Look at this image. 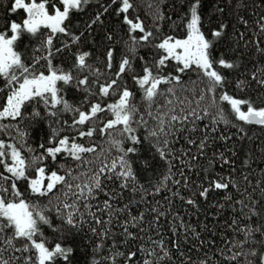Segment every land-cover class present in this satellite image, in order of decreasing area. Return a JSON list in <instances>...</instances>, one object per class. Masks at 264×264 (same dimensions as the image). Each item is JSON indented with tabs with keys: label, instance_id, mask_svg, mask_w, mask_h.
<instances>
[{
	"label": "trees",
	"instance_id": "trees-1",
	"mask_svg": "<svg viewBox=\"0 0 264 264\" xmlns=\"http://www.w3.org/2000/svg\"><path fill=\"white\" fill-rule=\"evenodd\" d=\"M132 2L134 8L123 14L117 11L119 5L112 4L111 0H89L79 11L70 9L63 26L71 35L51 33L44 28L40 29L42 35L35 36L21 31L14 50L33 73L47 75L51 66L52 70H60L58 74L71 75L68 84L58 81L57 87L58 95L73 107L87 112L92 104L100 103L106 108L107 104L118 101L119 90L106 97L99 94V85L111 79H117L121 89L130 90L133 93L130 102L135 109L131 126L135 132L122 136L118 129H112L101 133L99 129L104 123L114 118L105 111L95 120L97 131L93 137H80L78 130L87 131L92 124L73 127L72 119L77 114L58 111L53 116L51 112L62 106L52 108L42 102L26 104L21 109L22 118L0 120V125L10 126L0 127V140L6 145L16 144L30 178H35L36 173L27 165L33 156L44 151L40 146H56L51 140L53 129L60 132L57 139L67 135L69 143L74 141L96 150L84 154L82 161L62 153L55 161L46 158L43 165H37L46 168V175L58 171L67 178V184L58 185L47 196L34 194L27 182L17 181L21 197L14 198L10 195L11 180L0 182L9 189L4 195L16 203L23 199L34 218L37 213L45 215L49 223L38 221L43 235L37 234V242L42 240L49 250L57 243L72 249L67 261L58 258L55 264H145V261L150 264H249V261L259 264L258 256L264 252V126L240 121L220 96L227 93L233 98L249 100L256 107H264V85L259 83L264 79V30L260 23L264 18V0H201L200 27L206 38L215 39L210 33L222 24L227 25L225 35L214 43L213 56L224 58L236 67L223 69L214 65L225 76L226 83L210 93L201 82L199 71L179 73V62L170 60L160 68L159 74L179 75L181 82L161 84L159 92L162 94L154 97L151 103L144 98V90L137 80L144 75V68L154 69L165 55L164 50L157 47L163 39L187 36L191 0ZM13 3L14 0H0V34L5 36L13 33L11 22L22 25L27 18L24 10L11 11ZM52 4L63 11L60 0H51L50 14H54ZM97 14H101V22L93 25L91 21ZM157 15L162 18L157 20ZM124 16L134 22L136 18L143 21L146 31L153 33L150 40L139 41L141 33L138 30L129 32ZM50 34L53 44L48 46L45 40ZM76 35H80L79 41L73 40ZM130 36H136L139 41L133 53L128 51L132 44ZM109 49L114 50L111 69L107 67ZM84 52L90 53L86 57L87 67L78 63V56ZM126 56L131 61V70L117 77L118 65ZM82 79L89 81L87 92L83 90L84 85L78 84ZM241 81L244 83L238 87ZM169 88L175 91L170 93ZM0 89H3L0 91L2 109L11 91L6 77L0 76ZM241 107L247 109L246 105ZM193 111L196 116L192 115ZM35 112L40 115L35 116ZM172 115L188 119L171 121ZM152 131L158 133L154 138L150 137ZM21 133H24L23 138ZM129 135H135L137 141L126 139ZM189 140L196 144H189ZM201 141H205L202 152L198 147ZM29 148L34 151L30 153ZM160 150H164L166 156H161ZM9 151L5 148L6 153ZM121 156L127 160L135 180L123 187L124 182L109 178L111 171L106 170L100 175L102 191L94 190L92 195H87V187L94 188V177L100 169H110L115 161L117 171H122ZM5 163H11L7 155ZM0 175L11 176L4 164H0ZM216 180L227 182L229 187L211 188V182ZM68 184L72 185L71 189ZM81 188L84 196L80 195ZM205 188L210 190L202 197L199 193ZM189 199L195 203L188 204ZM106 201L110 209L104 208ZM64 204L71 207L64 208ZM61 212L64 218L58 214ZM69 212L74 218L72 225L66 221ZM157 213H163L159 220H156ZM141 215L143 220L134 226L133 217ZM126 221L132 237L124 231ZM3 223L0 219V224ZM249 229L252 230L250 236ZM10 237L12 230L5 228L0 234V248L8 247L6 241ZM243 241L246 242L241 247L235 246ZM26 243L19 238L13 240L15 248H23ZM252 251L257 256H252ZM133 252L135 258L127 259ZM236 252L247 255H240L233 261L230 257ZM11 254L26 258L35 257L37 253L31 250ZM4 255L7 258L9 253ZM18 264H24V260Z\"/></svg>",
	"mask_w": 264,
	"mask_h": 264
},
{
	"label": "snow or ice",
	"instance_id": "snow-or-ice-1",
	"mask_svg": "<svg viewBox=\"0 0 264 264\" xmlns=\"http://www.w3.org/2000/svg\"><path fill=\"white\" fill-rule=\"evenodd\" d=\"M51 3V0H14V3L11 6V11L16 13L17 10H24L27 18L21 23L11 22L10 28L14 33L10 38H6L5 35L0 34V76L6 77L11 91L7 94L6 103L0 109V120L5 118L17 119L22 118L21 109L26 104H31L33 102H42L45 105H48L52 108L60 105L61 109L57 111H52L51 115L56 116L58 111L69 112L77 114L72 119V126L76 127L77 125H86L91 123L92 126L88 128L87 131L78 130V135L80 137H93L94 133L97 131L95 127V120L98 118V114L105 111L110 112L114 117L111 120H108L104 123L103 127L99 129L101 133L110 132L112 129H118L121 135L133 134L135 129L131 126V120L135 109L130 102V98L133 96V93L127 88H122L118 83L117 79H111L107 84L99 85V94L101 96H109L110 94H115L117 90L120 91V97L115 103L107 104L106 108L102 107L100 103L92 104L87 112L81 111L79 108L73 107L67 100L63 99L58 95L60 91L57 87V82H62L63 84H68L72 77L69 74H58L60 70H52L50 66L49 73L46 75L44 72L33 73L30 71L29 67L21 59V55L14 50V44L17 41L21 31L27 32L31 35H37L40 33V29H48L51 33H61L66 35H71L70 32L66 30L63 26L64 22L69 18V10L79 11L82 4L86 5L89 3V0H60V3L63 5V11L60 10V7H57L55 4H52V11L54 14H50L48 6ZM112 4H118L119 7L117 11L119 13H128L130 9L134 8V3L132 0H111ZM201 0H191L189 5V14L190 20L188 21L186 27L189 30L186 39H175L168 37L163 39L161 43L157 45L159 49L164 50L165 55L162 56L155 65V68H144V75L137 80L139 86L144 90V98L150 103L153 101L154 97L159 94V86L161 84H179L181 82V77L179 75L174 76H162L160 75V68H162L170 60H176L181 65L178 67V72L183 73L186 70L195 69L202 74V80L205 84V87L208 92L214 93L218 87H223L226 83V78L217 70L214 65L221 66L223 69H232L236 67L233 63L227 61L224 58H217L213 56L212 49L214 48L215 41L219 40L225 35L224 29L227 28V25H220L218 28L210 33V37L215 38H206L205 34L201 31V16L200 9ZM108 9L105 8L104 12H107ZM223 11V9H219ZM162 17L157 15V20ZM126 24L129 26V32L134 33L137 30L141 33L139 41H149L153 36L151 31H146L143 21L136 18L134 22L133 19H130L128 16H124ZM101 22V14H97L95 19L91 21V24H96ZM247 23V21H245ZM260 23L262 24V30H264V18L261 19ZM74 41L80 40V35L72 37ZM109 40L112 39L111 36L107 37ZM132 44L129 48V53H133L136 50V45L139 43L136 36H130ZM45 44L51 46L53 44V36L50 34L45 40ZM57 52L60 51L59 48L56 49ZM113 49L107 51V67L112 68V59H113ZM90 53L84 52L78 56V63L81 67H87L86 57ZM51 56V53H49ZM50 63V62H49ZM126 70H131V61L127 56L119 63L118 71L116 72L117 77H122ZM17 71L21 73L22 82H20V77L16 75ZM155 71V74H153ZM253 79H256L255 74ZM16 84V87H12L13 84ZM244 82L241 81L238 83V87ZM264 85V79L259 81ZM79 85H84V91L89 90V81L87 79H82L78 81ZM147 85V87H145ZM183 87V85H181ZM3 91V89H0ZM168 92H174L175 88L167 89ZM220 99L227 101L231 107V110L235 113L237 118L240 121H244L247 124H256L264 126V107H256L249 100L237 99L228 95L227 93L220 96ZM242 105L247 106V110H242ZM35 116H39V112L34 113ZM193 116H196V113L193 111ZM199 118V117H197ZM180 119L187 120L188 117L184 116L181 118L177 115H172L171 121H178ZM223 119V116H221ZM163 123V121H161ZM227 123V121H225ZM118 126H122L118 128ZM0 127H10L0 125ZM21 138H23L24 133H21ZM158 133L152 131L150 137H156ZM60 136L58 130L53 129L51 140L55 142V147L44 148L43 145L40 147L44 149L41 154L33 156L27 168H34L36 177L30 178L26 174V165L25 159L21 156V151L16 147V144H5L3 140H0V164H4L7 172L11 174L10 177L0 175V182L11 180V192L10 195L14 198H20L21 192L17 188V181H25L28 184L31 192L38 194L39 196H47L49 193L53 192L58 185L67 184L66 175L59 174L58 171H50L46 175V168L43 165V162L46 158H49L53 161L57 159L58 154L66 153L69 157L76 161H82L83 156L86 153L95 152V147H86L83 144H78L76 142L69 143V137L67 135L63 138L57 139ZM126 139H131L137 141L135 135H129L125 137ZM189 144H196L195 141L189 140ZM164 144L167 145V139L164 140ZM119 146V142H117ZM201 152L205 148V141H201L198 145ZM5 148H8L10 151L5 152ZM34 149L29 148V152H33ZM128 151H132L129 149ZM6 155L10 158L11 163H5ZM161 156H166L164 150H160ZM227 162V161H225ZM63 167V165H61ZM120 168L122 171H117V163L112 162L110 169L102 168L99 172L96 173L94 177V188L92 186L87 187V195H92L94 190L102 191V184L100 180V175L106 170L111 171V176L109 178H115L122 180L123 187H127L129 183L135 180V176L131 170V167L127 164V160L124 156L120 157ZM182 175V174H181ZM75 179V177H73ZM45 180L47 184L45 185ZM177 184L180 183L179 180L176 181ZM68 187L71 189L72 185L68 184ZM80 186H77L79 188ZM229 184L227 182H222L221 180H216L211 182V188L214 189H227ZM209 188H205L199 194L202 197H206ZM159 191V189H157ZM9 189L2 186L0 183V219H3L4 223L0 224V234H2L5 228L12 230V237L7 239L6 243L8 247L0 248V264H18V262L23 259L24 264H55V261L58 258H62L67 261L69 253L72 252L71 248H63L59 243L55 244L52 250H49L45 243L41 240L37 242V234L40 233L38 227V221L48 224L49 221L42 213H37L36 218L33 217V212L29 211V206L23 199H20L19 203L8 200V196L4 193H8ZM80 195L84 196V189H80ZM230 199V197H227ZM6 200L8 201L6 203ZM188 204H193L195 201L189 199ZM243 203V201H241ZM64 208H69L71 205L64 204ZM247 208V205L244 206ZM105 209H110L111 205L107 201L104 204ZM153 212H156V209H152ZM64 218L63 213H58ZM163 213H157L156 220H159L160 216ZM143 220V215L140 217H133L131 223L134 226L138 225L139 221ZM66 221L69 225H72L74 218L71 212L67 213ZM100 222V221H97ZM127 221L125 222V233L132 237L133 234L127 230ZM259 231V229H256ZM252 230H248V235H251ZM42 236L43 234L40 233ZM23 239L27 241L23 248H15L13 244L14 239ZM134 238V237H133ZM243 242H237L236 247L239 248L242 246ZM160 246L163 247V243H160ZM35 250L37 253L35 257L28 256L26 258L17 257L12 255V252H28ZM9 253L7 258H5V253ZM165 250V255H167ZM252 256H257L255 251L250 253ZM122 255V254H121ZM247 255L246 253L236 252L230 257L231 260L235 261L238 256ZM136 256V253H130L127 259L133 260ZM259 264H264V252H261L258 256ZM145 264H150L149 261H145ZM251 264V261H249Z\"/></svg>",
	"mask_w": 264,
	"mask_h": 264
},
{
	"label": "rangeland",
	"instance_id": "rangeland-1",
	"mask_svg": "<svg viewBox=\"0 0 264 264\" xmlns=\"http://www.w3.org/2000/svg\"><path fill=\"white\" fill-rule=\"evenodd\" d=\"M14 33H12L11 35H9V36H5L6 38H10L12 35H13ZM188 35V34H187ZM187 38V36H185V37H182V38H173V40H175V39H186ZM17 76L18 77H20V82H22V77H21V73L19 72V71H17ZM17 85L14 83L13 85H12V87H16ZM247 110V109H246ZM246 110H244V111H246Z\"/></svg>",
	"mask_w": 264,
	"mask_h": 264
}]
</instances>
